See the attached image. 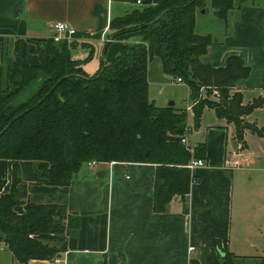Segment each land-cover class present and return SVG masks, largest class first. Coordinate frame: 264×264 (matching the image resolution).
Segmentation results:
<instances>
[{"label": "trees", "instance_id": "trees-1", "mask_svg": "<svg viewBox=\"0 0 264 264\" xmlns=\"http://www.w3.org/2000/svg\"><path fill=\"white\" fill-rule=\"evenodd\" d=\"M211 2L226 22L234 0ZM204 7L205 0H159L112 20L110 42L132 32H139L142 41L121 44L117 57L94 76L83 70L86 60L73 58L70 41L16 40L10 83L0 89V160L14 161L10 193H3L6 181L0 178V243L19 264L55 259L67 250L66 242L55 246L38 236L68 238L81 223L65 204L28 200L25 213L16 212L22 161L32 162L39 177L57 187H68L90 162L154 164V211L166 212L175 197L186 203L197 181L188 168L192 156L180 144L188 113L150 101L151 61H159L166 75L182 78L189 87L195 126L211 108L234 124L240 144L247 131L264 137V129L245 121L264 106V99L244 105L239 91L251 69L238 56L229 57L223 68L202 61L212 44L210 35L195 32L197 10ZM31 54L39 57L38 65L30 64ZM205 153L198 146L195 157L205 159ZM223 253L222 264H235L232 253ZM257 264H264V257Z\"/></svg>", "mask_w": 264, "mask_h": 264}, {"label": "crops", "instance_id": "crops-1", "mask_svg": "<svg viewBox=\"0 0 264 264\" xmlns=\"http://www.w3.org/2000/svg\"><path fill=\"white\" fill-rule=\"evenodd\" d=\"M158 2L0 0V89L9 86L17 39H50L53 25L65 23L76 30L70 40L75 44L73 58L89 57L91 62H85L82 68L87 75H94L103 63L117 57L121 44L142 41L139 32H132L106 42L112 33L111 21ZM213 11L216 21L204 23L200 31L205 21L199 18L206 11L196 13L195 32L212 37L202 61L223 68L229 57H240L251 69L239 90L243 104L264 99V0H234L226 22ZM29 62L36 66L39 57L31 54ZM154 62L158 76L171 80L156 60L149 63L148 80ZM172 81L176 83L175 78ZM178 85H185L191 94L186 84ZM164 105L157 107H170ZM191 105L187 113H193L188 110ZM202 117L198 127L195 122L193 127L188 121L187 125L190 142L206 149V166L196 170L197 181L186 203L175 197L164 213L154 211V164L102 163L97 171H80L68 187H57L41 179L32 162H20L18 214H24L25 204L32 200L45 205L65 204L81 217L80 227L68 238L38 236L55 246L66 242L67 250L59 254L60 258L29 264H222L220 252L232 253L235 264H257L264 257V137L247 131L244 145L240 144L234 124L218 117V124L204 133ZM245 121L264 129V106L246 116ZM231 143L236 149H230ZM237 154L242 155L239 159L243 167L227 170V163ZM13 171L14 161L0 160L5 194L12 189ZM0 264H19L4 243H0Z\"/></svg>", "mask_w": 264, "mask_h": 264}, {"label": "rangeland", "instance_id": "rangeland-1", "mask_svg": "<svg viewBox=\"0 0 264 264\" xmlns=\"http://www.w3.org/2000/svg\"><path fill=\"white\" fill-rule=\"evenodd\" d=\"M213 10L214 9L212 8L211 0H205L204 9L201 11L197 10V14L202 13L203 11H206L205 15L202 16V18H199L200 21H202V20L205 21V22H201V25L199 27V31L202 30L201 28L204 25V23H212L213 21H216ZM51 38H53V36ZM85 48H88V46H86ZM84 60H86L85 64L91 62L89 57H87ZM157 69H158V65L156 62H154L152 64L151 77L149 78V99H150V101L153 103L155 101L156 104L155 103L154 104L156 106H160L161 104H165L164 106H168V105L170 106L171 103H175L176 104L175 106L177 108H180V109L184 108V110H186L188 108V106L192 103L191 102V94L189 93L186 86L185 85H178L175 82H173L172 80L164 79V78H162V76L160 74H159L160 76H158V74H157L158 70ZM94 75H96V74H94ZM94 75H90V76H94ZM34 85L31 86L30 88H28L27 91L21 95V98L23 100L27 99L28 96H30L31 90L34 87ZM187 120H188L190 126L193 127L194 126V115H193V113H190V111L188 112V119ZM217 122H218V118H217L216 112L214 110H212L211 108L206 110L205 113L203 114V117H202V126L205 129L204 133H207V131L210 127L217 125L218 124ZM195 137H197V135H195L194 138ZM250 144H251V142H250ZM229 147H230V149L233 150V148H235L237 146L235 145V143H231ZM237 153H238V151H237ZM238 154H240V153H238ZM238 154H237V156H239ZM235 157H236V155L232 159H234ZM101 168L102 167H100V165L97 168H91L88 165H85L81 169L80 174L87 172V171H91V170L97 171ZM43 205H45V204H43Z\"/></svg>", "mask_w": 264, "mask_h": 264}, {"label": "built area", "instance_id": "built-area-1", "mask_svg": "<svg viewBox=\"0 0 264 264\" xmlns=\"http://www.w3.org/2000/svg\"><path fill=\"white\" fill-rule=\"evenodd\" d=\"M138 4H141L139 1ZM53 40L57 43H60L62 41H70L75 35H76V30L69 27L65 23H56L53 25ZM106 42H110V40H106ZM176 83L178 84H185V82L182 80V78H177ZM188 110H192V105ZM190 134H191V129L187 125L184 133L180 136V144L185 148L187 152H189L192 156V159L188 165V168L190 169L192 176L195 177V172L198 168L205 167L206 166V161L205 159H199L195 157V152L197 149V145L192 144L190 142ZM242 155L236 156V158L232 159V161H229L226 165V169L231 171L234 169H240L243 167L242 161L239 159ZM102 163H97V162H90L88 163V166L91 168H96ZM113 164V163H109ZM196 181H193V184ZM58 262V260H57Z\"/></svg>", "mask_w": 264, "mask_h": 264}, {"label": "water", "instance_id": "water-1", "mask_svg": "<svg viewBox=\"0 0 264 264\" xmlns=\"http://www.w3.org/2000/svg\"><path fill=\"white\" fill-rule=\"evenodd\" d=\"M31 40H32L34 43H42V42H47L48 39H45V38H31ZM167 77H168L169 79H171V80L174 79L173 76H169V75H167ZM173 106H174V103H171V104H170V107H173ZM148 153H149V151L146 152V154H148ZM99 176H102V175H99ZM3 236H4V235L1 233V234H0V239H2ZM220 256H221V258L223 259V258L225 257V254H224L223 252H220ZM57 257L60 258L61 255H58Z\"/></svg>", "mask_w": 264, "mask_h": 264}]
</instances>
